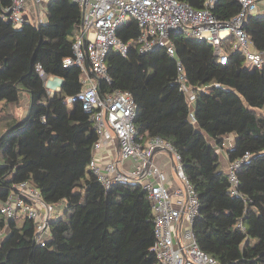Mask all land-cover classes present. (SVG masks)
I'll use <instances>...</instances> for the list:
<instances>
[{
  "label": "trees",
  "instance_id": "obj_1",
  "mask_svg": "<svg viewBox=\"0 0 264 264\" xmlns=\"http://www.w3.org/2000/svg\"><path fill=\"white\" fill-rule=\"evenodd\" d=\"M177 1L193 9L204 3ZM11 3L0 0V202L27 181L44 203L64 201L65 207L48 222L43 244L35 241L32 220H6L0 213V264H161L150 251L155 238L147 192L139 182L105 188L97 180L88 168L97 140L89 114L79 103H65L83 87L80 68L63 67L81 32V8L72 0H50L45 23L14 25L2 15ZM239 8L238 0H218L211 12L227 21ZM242 27L253 49L264 50V15L249 16ZM138 35L133 19L116 30L123 42ZM170 40L174 58L163 48L139 53L131 45L125 56L110 50L104 61L110 81L98 79L99 95L130 93L141 143L158 137L179 155L199 203L193 224L199 249L219 264H264V63L245 66L229 50L232 38L223 43L225 65L204 40L180 33ZM177 62L194 95L191 103L177 82ZM48 76L62 80L52 95ZM229 134L233 144L225 146ZM222 153L229 161L249 153L235 171L234 196Z\"/></svg>",
  "mask_w": 264,
  "mask_h": 264
},
{
  "label": "built area",
  "instance_id": "obj_2",
  "mask_svg": "<svg viewBox=\"0 0 264 264\" xmlns=\"http://www.w3.org/2000/svg\"><path fill=\"white\" fill-rule=\"evenodd\" d=\"M39 7L42 0H32ZM82 12L81 32L72 45V56L63 60V67L77 66L83 74V87L66 97L65 103H79L89 114L97 140L92 146L93 156L88 168L105 187L117 182H139L147 192L151 204L154 244L150 251L161 264H219L213 257L197 246L193 224L199 212L196 192L183 173L180 157L171 145L158 137L150 138L143 145L141 135L134 126L136 104L128 92L112 91L100 96L97 81H110L105 67V57L110 50L125 56L129 46L137 45L139 53L163 48L171 58L175 48L170 35L180 33L210 45L221 65L228 63V53L223 43L232 38L231 52H238L244 63L260 68L264 63V50L253 49L243 23L257 11L262 0H238L239 11L227 21L218 19L211 9L218 0H204L203 7L193 9L177 0H72ZM25 0H12L3 10V18L14 25L25 21ZM133 19L139 35L132 42H123L116 30L128 19ZM41 76L43 72L37 68ZM45 82L48 84L47 77ZM177 82L187 95L188 102L194 95L184 84L183 69L177 62ZM227 140V138H226ZM117 148V160L100 164L94 154L101 148ZM225 146H229L226 144ZM155 148L171 153L176 185H166L165 173L152 161L145 169ZM249 158L245 153L235 161H229L226 176L229 192L237 195L238 180L235 171ZM131 161L132 167L120 169L119 163ZM39 207L43 209L41 217ZM54 205L41 200L38 190L30 182H21L6 200L0 202V213L6 220L27 218L35 224V241L43 244L49 236L48 222Z\"/></svg>",
  "mask_w": 264,
  "mask_h": 264
},
{
  "label": "crops",
  "instance_id": "obj_3",
  "mask_svg": "<svg viewBox=\"0 0 264 264\" xmlns=\"http://www.w3.org/2000/svg\"><path fill=\"white\" fill-rule=\"evenodd\" d=\"M50 0H42L41 4L39 7L35 6L32 0H25V5H26V13H25V21L30 22L33 25H37L39 23H45L47 20L46 16V6L49 3ZM254 15H264V0L260 1L257 6V11L255 12ZM128 19L127 21H129ZM127 21L125 23H127ZM47 80L49 83L47 84L45 82V86L50 93V95L54 94V92L59 91L62 80L58 77L54 76H48ZM22 97L26 99V109L28 106V100L27 96L25 94H22ZM24 112V113H25ZM227 140H229V146L233 144L234 140V135L229 134L227 136ZM94 157L96 158L97 161L100 162V164H105L108 161L112 160H117V148L116 146H112L111 148H101L98 152L94 154ZM152 162L157 165L166 175V185L169 188H172L176 185V178L174 175V170H173V164L171 162L170 157L162 151H157L152 157ZM228 158L226 153L221 154V165L226 168L228 165ZM132 167L131 161H124L123 163H119V168L123 170H127ZM54 211L50 215V221L58 218L61 213L64 210L65 207V202L61 201L57 204H54ZM39 213L40 216H44V211L42 208L39 207ZM7 229H3L1 236L5 235Z\"/></svg>",
  "mask_w": 264,
  "mask_h": 264
},
{
  "label": "water",
  "instance_id": "obj_4",
  "mask_svg": "<svg viewBox=\"0 0 264 264\" xmlns=\"http://www.w3.org/2000/svg\"><path fill=\"white\" fill-rule=\"evenodd\" d=\"M157 151L165 152V153L171 158V153H170L168 150H166V149H162V148H155V149L151 152L150 157H149L148 161L146 162V164H145V166H144L145 169L149 167V164H150L151 161H152V157H153V155L155 154V152H157Z\"/></svg>",
  "mask_w": 264,
  "mask_h": 264
},
{
  "label": "rangeland",
  "instance_id": "obj_5",
  "mask_svg": "<svg viewBox=\"0 0 264 264\" xmlns=\"http://www.w3.org/2000/svg\"><path fill=\"white\" fill-rule=\"evenodd\" d=\"M127 19H128V17H127ZM245 66H247V65L245 64ZM248 68L252 69L251 67H248ZM25 109H26V99L21 97V113L22 114H24ZM1 112H2V110H0V114H2ZM226 144H229V140H226Z\"/></svg>",
  "mask_w": 264,
  "mask_h": 264
}]
</instances>
